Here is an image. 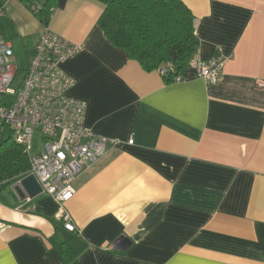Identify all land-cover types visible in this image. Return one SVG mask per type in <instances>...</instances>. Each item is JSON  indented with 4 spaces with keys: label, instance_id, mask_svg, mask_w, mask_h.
<instances>
[{
    "label": "crops",
    "instance_id": "0c3cea01",
    "mask_svg": "<svg viewBox=\"0 0 264 264\" xmlns=\"http://www.w3.org/2000/svg\"><path fill=\"white\" fill-rule=\"evenodd\" d=\"M180 1L193 58L227 59L214 85L189 65L181 83L145 72L106 38L104 5L56 0L48 29L82 46L62 65L69 96L87 104L88 129L119 144L66 203L0 185V264H64L54 237L78 264H264V0ZM2 5L0 42L28 68L45 27L20 1Z\"/></svg>",
    "mask_w": 264,
    "mask_h": 264
},
{
    "label": "built area",
    "instance_id": "2783aa9c",
    "mask_svg": "<svg viewBox=\"0 0 264 264\" xmlns=\"http://www.w3.org/2000/svg\"><path fill=\"white\" fill-rule=\"evenodd\" d=\"M18 1L35 15L42 0ZM4 5L0 6V15ZM81 51L82 46L70 43L45 27L35 45L34 56L21 76L12 47L0 42V137L8 133L27 156L29 170L23 178L32 175L42 193L59 204L71 200L76 179L91 169L108 147L119 144L88 129L85 126L87 104L69 96L75 81L63 71L62 65ZM226 62L220 55L206 63L192 58L187 65L208 85H214L220 80ZM156 71L164 79L174 73L169 64ZM183 81V73H177L170 82ZM8 96H11L9 103L6 102ZM36 134L42 140L38 148L33 142ZM132 143L130 139L127 144ZM62 220L63 229L74 233L70 217L62 215ZM5 228L0 222V233Z\"/></svg>",
    "mask_w": 264,
    "mask_h": 264
},
{
    "label": "trees",
    "instance_id": "16d2710c",
    "mask_svg": "<svg viewBox=\"0 0 264 264\" xmlns=\"http://www.w3.org/2000/svg\"><path fill=\"white\" fill-rule=\"evenodd\" d=\"M105 9L98 24L112 46L126 52L145 72L171 65L174 74L183 73L196 51L194 17L180 0H95ZM23 2H25L23 0ZM56 0H42L34 15L44 27L52 17ZM20 71V70H19ZM29 170V162L21 146L11 136L0 138V185L16 183ZM53 248L64 264H78L72 249L57 238Z\"/></svg>",
    "mask_w": 264,
    "mask_h": 264
},
{
    "label": "water",
    "instance_id": "95a60500",
    "mask_svg": "<svg viewBox=\"0 0 264 264\" xmlns=\"http://www.w3.org/2000/svg\"><path fill=\"white\" fill-rule=\"evenodd\" d=\"M15 191L17 192L18 196L23 199H33L42 194L41 187L32 175L20 180L19 183L15 186ZM112 249L117 250L114 247H112Z\"/></svg>",
    "mask_w": 264,
    "mask_h": 264
},
{
    "label": "rangeland",
    "instance_id": "374dc122",
    "mask_svg": "<svg viewBox=\"0 0 264 264\" xmlns=\"http://www.w3.org/2000/svg\"><path fill=\"white\" fill-rule=\"evenodd\" d=\"M18 66H19V70H20V71H19V75L22 76V75L25 73V70H27V65H26V63L24 62V59L21 61V63L18 64ZM10 100H11V96H8V97L6 98V102L9 103ZM7 136H8V133L5 135V137H7ZM0 138H1V137H0ZM33 142H34V146H35L36 148H38V146H41V145H42V140H41L39 134H36V135L34 136Z\"/></svg>",
    "mask_w": 264,
    "mask_h": 264
}]
</instances>
